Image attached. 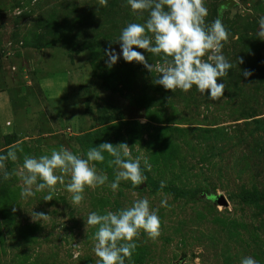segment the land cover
Listing matches in <instances>:
<instances>
[{
  "label": "rangeland",
  "instance_id": "rangeland-1",
  "mask_svg": "<svg viewBox=\"0 0 264 264\" xmlns=\"http://www.w3.org/2000/svg\"><path fill=\"white\" fill-rule=\"evenodd\" d=\"M222 2L228 8L219 9ZM205 6L206 22L220 15L229 32L222 52L233 65L218 81L226 88L215 102L195 87L165 90L154 83L158 73L122 56L107 67L109 43L120 54L121 30L148 15L133 14L126 0H108L106 7L98 0H0V155L17 144L23 149L16 162H6L10 173L25 155L61 146L84 155L92 135L99 144L127 143L133 158H147L150 169L141 167L159 184L192 190L185 199L154 193L145 181L136 187L122 181L115 193L106 183L86 188L76 206L64 185L51 201H44L47 190L25 200L20 178L0 175V200L2 190L13 197L0 202V264H96L88 214L115 212L142 198L158 210L160 235L152 240L141 232L125 264H240L245 256L264 264V202L237 197L243 189L264 193V40L257 36L264 0H205ZM237 57L244 62L237 65ZM244 69L253 75L245 78ZM165 127L177 146L172 157L158 153L157 141L152 146V130ZM107 159L94 163L110 183L116 169ZM32 212L48 219L33 221Z\"/></svg>",
  "mask_w": 264,
  "mask_h": 264
},
{
  "label": "clouds",
  "instance_id": "clouds-1",
  "mask_svg": "<svg viewBox=\"0 0 264 264\" xmlns=\"http://www.w3.org/2000/svg\"><path fill=\"white\" fill-rule=\"evenodd\" d=\"M98 2L103 7L108 4V0ZM126 4L133 14L147 12L148 15L143 23L132 22L121 30L116 40L120 45V54L109 43L104 50L107 67L111 68L122 56L125 62H136L149 73H158L154 83L165 90L188 92L195 87L211 101H219L226 85L218 81L229 75L233 67L222 52L229 32L220 15L207 23L209 13L205 0H126ZM258 25L257 36L264 40V16L259 18ZM145 52L159 57L160 62L149 63ZM236 60L237 65L244 62L242 57ZM242 75L248 78L253 72L244 69ZM22 151L17 144L0 155V175L4 180L18 176L23 185L20 197L25 200L47 190L44 201H51L57 192L56 186L60 184L71 194L72 204L79 206L84 200L86 188L95 189L108 183L115 193L122 181L130 182L133 187L140 186L146 180L142 162L144 168L150 169L147 158L142 155L132 157L127 143L103 142L88 149L84 155L74 154L63 146L39 157L25 155L20 167L10 173L6 162H16L19 159L17 153ZM105 154L108 167L116 169L110 183L107 174L98 172L94 163L105 162ZM164 186L161 182V187ZM161 206H167V201H162ZM157 211L151 208L147 198H142L115 212H90L86 224L95 229L92 239L95 242L96 264H125L126 260H131L141 232L149 239H157L161 227ZM32 219L47 220L48 215L32 212ZM240 264L258 262L251 256H245Z\"/></svg>",
  "mask_w": 264,
  "mask_h": 264
},
{
  "label": "trees",
  "instance_id": "trees-1",
  "mask_svg": "<svg viewBox=\"0 0 264 264\" xmlns=\"http://www.w3.org/2000/svg\"><path fill=\"white\" fill-rule=\"evenodd\" d=\"M226 3L227 2H224V3L222 2L218 6V8L219 7H220L219 9H223V7H227L228 8ZM36 46H37V48H40V45L37 44ZM255 54L258 55L259 54V50H256ZM244 60H245V62L247 61L246 58ZM258 61L259 60H258V57H257V60L254 61V62L257 63ZM254 62L249 63L248 66H250V68H254V66H255ZM243 65H245V64H243ZM150 102H153V101H150ZM149 108H150V106H149ZM153 115H155V113L151 112V114H150V116H148V118L151 119V121L156 122L158 120V118H156ZM254 116L255 115L249 116V118H253ZM244 118H248V114ZM244 118H242V119H244ZM254 121L259 123L258 120H254ZM168 130H169V128H166V127L165 128H159V129L158 128H154L152 130L153 133H154L152 135V146H155L156 145V141H157L156 147L158 148V153H160L162 156L172 157L177 152V146H173V143L170 141L169 135L167 136L166 132ZM177 131L180 132V131H182V129L177 128ZM156 136H157V140H156ZM89 140L92 141V144H91L90 148L96 147L99 144L98 141H96L93 138L92 135L89 136ZM86 141L87 140H82V139L79 140L78 139V142L82 146H85L84 143H86ZM142 171H143V174L146 176L145 183H146L147 186L150 187L152 192H154V193H158V192L170 193V194H173L175 197L185 198V199H189V198L192 197V194L190 193V192H192V190L185 191L183 189H180V188H177V187H173V186H169V185H167V186L165 185L164 187H161V184H159L154 178L149 176L145 169L142 168ZM2 192H4V193L1 195V200L3 201V199H5L4 203H8V201L13 198V197L10 196L11 193H8L10 191L9 190H2ZM237 197L244 204H250L251 205V204H257V203H259L261 201L264 202V193H260L255 188H252L251 190L243 189L238 194ZM1 200H0V202H1ZM6 205H4V207H6Z\"/></svg>",
  "mask_w": 264,
  "mask_h": 264
},
{
  "label": "water",
  "instance_id": "water-1",
  "mask_svg": "<svg viewBox=\"0 0 264 264\" xmlns=\"http://www.w3.org/2000/svg\"><path fill=\"white\" fill-rule=\"evenodd\" d=\"M218 202H219V204L224 205V206L227 204V202H225L224 198H222V197L219 198V201ZM180 263L181 262L174 263V264H180Z\"/></svg>",
  "mask_w": 264,
  "mask_h": 264
}]
</instances>
